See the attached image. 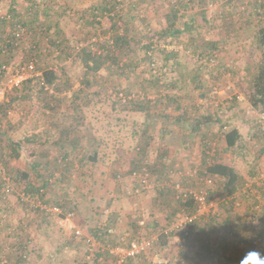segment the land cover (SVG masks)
<instances>
[{
	"label": "rangeland",
	"instance_id": "obj_1",
	"mask_svg": "<svg viewBox=\"0 0 264 264\" xmlns=\"http://www.w3.org/2000/svg\"><path fill=\"white\" fill-rule=\"evenodd\" d=\"M15 1L14 9L20 13L16 20L29 16L27 20L30 22L34 15L36 22L23 35L10 57H0L1 65L6 66L0 77V89L4 91L3 97H0V264H112L113 258L101 250L107 241L91 234L95 226L101 224L111 225L113 235L110 238L117 243H129L142 236L157 238L162 230L173 228L165 245L161 246L157 239L154 240L147 254L136 257L133 264H155L158 260L165 261V264H189V258L193 260L190 264H238V257H246L250 250L264 254V229H256L249 219L252 213L259 216V225L264 219V130L258 122L257 110L247 102L251 78L259 61L255 32L261 24L260 20H264V8L254 10L255 0H185L187 6L179 8L174 25L180 32L163 39L158 32L165 27L166 14L175 5V0H36L40 4L36 10L28 9L24 0ZM10 4L11 0H0V15L9 13ZM42 4L50 5V14L46 17ZM93 7L98 10L92 16L90 9ZM201 10L205 11V19L201 17ZM244 16L248 18L243 19ZM50 24L49 28L56 27L57 32L52 30L49 36L42 27ZM10 28L9 22H0V37H5ZM126 28L134 39L144 42L152 39L155 56L152 64L143 59L144 51L136 44L120 48L107 44L108 36L123 34ZM102 31H106L105 34ZM50 38L64 39L69 47L68 55L58 57L59 51L51 45ZM90 40L93 44L87 45ZM207 42H217L218 45L216 60L211 68L206 67L209 65L204 62L205 58L199 57L209 52ZM34 44L38 62L37 75L32 77L40 81V74L45 68L50 66L57 70L63 65L65 70L61 71L62 79L59 81L63 80L59 84L61 90L52 93L51 89L50 96L44 98L36 92L24 99L18 98L4 107L8 111L4 114L3 102L19 93L6 90V80L17 74L23 66L22 57ZM86 47L96 53L117 57V63L107 61V65L96 72L87 88L89 91L99 90L100 96L110 95L113 99L125 91L128 97L141 95L148 99L157 94L162 97L169 92L175 102L163 99L159 110L170 118L165 125V120L152 122L147 133V145L141 144L144 162L151 164L157 158L149 174L150 185L142 192H130L135 184V170L130 160L139 156L137 153L141 148L127 149L130 144L128 138H117L118 142H125L120 149L118 146L114 148L111 138H105L102 144H90L86 137L83 138L78 145L84 146L83 150L88 152L96 148L102 159L98 162L90 160L85 165L75 161L77 163L69 170L70 175L63 169L64 166L54 164L57 171L54 185L49 187L52 189L47 190L48 201H66L69 207L76 205L73 217L66 220L69 226L66 228L59 222L60 215H50L36 207L38 200L30 197L22 199L21 196L24 182L38 183L41 178L38 180L36 175L46 176L55 169L50 162L57 150L53 147L46 149L56 137L55 126L49 121L52 119L51 122H55V114L60 110L68 116L74 114L68 100L82 84L84 63L79 53ZM165 52L174 55L169 54L166 58ZM196 59L204 63L198 64ZM109 64H119L120 67L129 64L134 69L125 71L124 67V73H120ZM199 65L202 67L196 71ZM180 67L195 74V79H198L193 81L192 76L177 79ZM174 80L178 81V89L169 86ZM153 83H157V89ZM117 91L122 93L115 95ZM50 105H57V108L52 110ZM183 111H188L190 118L193 111L196 115L212 116L214 113L221 118L224 126L211 117L209 123L202 125L200 132L188 136L190 118L183 116L180 124L175 119ZM92 116L95 115L87 111L84 122L93 126L89 130L77 129V135L89 137L92 134L95 139L100 138ZM143 119L144 115L139 121ZM234 125L242 133L244 146L227 150L223 133ZM44 129L50 134L47 138L43 137ZM129 129L124 128L125 131ZM26 138L33 141L25 142ZM11 142L20 144L21 155L18 158L8 157V144ZM205 148L213 153L208 158L203 154ZM111 150L114 154L108 157ZM76 156L74 158H78ZM215 156L233 164L242 178L238 189L225 199L217 190V177H213L210 187L202 183L204 177L201 173ZM35 162L39 163L36 168ZM15 178L24 182L18 184ZM6 184L11 188L10 192L4 191ZM176 184H179L178 189ZM180 189L212 190L208 197L212 203L209 212L187 227L188 233L182 246L181 229L174 227L182 215L188 213L178 208ZM227 200L233 204L226 203ZM73 227L81 230L80 237L73 234ZM244 228L246 231H243ZM254 235L261 238L258 244L252 243L256 238ZM87 238L93 240L92 246H88ZM248 238L250 242H247ZM196 250H200L203 256L207 251L212 253L211 259H194L193 252ZM97 251L101 257L94 261V252ZM23 253H27L25 257H22Z\"/></svg>",
	"mask_w": 264,
	"mask_h": 264
},
{
	"label": "trees",
	"instance_id": "obj_2",
	"mask_svg": "<svg viewBox=\"0 0 264 264\" xmlns=\"http://www.w3.org/2000/svg\"><path fill=\"white\" fill-rule=\"evenodd\" d=\"M24 1L27 2L26 7L28 9L36 10V8L40 7V4L36 2V0H24ZM15 3H16L15 0H11V4L8 10L9 13L6 16L0 15V22L6 21L11 24V28L7 32L6 36L0 37V41H1L0 57H10L15 52L18 46V43L23 37V35L26 34L28 31H30L32 29L31 28L32 24L36 22V16L34 15L30 22L29 20H27L29 19V16L26 19L16 20L17 18L20 17V13L19 11L16 10V8L14 9ZM174 3L175 5L173 4V7L170 8L168 14H166L167 22H166L165 27L160 32H158V36L160 38L165 39L167 36H176V34L180 32V30L176 29L174 25H175L176 19L178 18L179 8L186 7L187 2L185 0H175ZM254 8L256 11H258L260 10V8H264V3L257 4L256 7ZM41 9L45 11L44 12L45 17L50 14L49 12L50 5L42 4ZM96 10H98V8L93 7L90 9V11L92 12V16H93V12H95ZM200 14H201V17L205 19V11L201 10ZM94 17H96V15H94ZM110 18L114 20L113 17H110ZM51 25L52 24H50L47 27H42V30H44L45 33L48 32L49 36L52 33V30L53 32H57L56 27L49 28ZM21 29L22 31H20L19 33L18 31ZM17 32L19 34H17ZM105 32L106 31H102L103 34H105ZM128 33H129V29L126 28V31L123 34L121 33V34H114V35L108 36L107 44H110L111 47L114 46L115 48H120L126 45L129 46L130 44H136L140 46L144 51L143 59L148 60L152 64L155 58L154 54L152 53L153 47H154V42L152 41V39H148L146 42H144L140 39H134L133 37H130ZM49 41H51V45H54L55 48L57 47L59 51V53L57 54L58 57H60L61 54H66V56L68 55L67 50L69 49V47L65 42H63L64 39H56V38L51 39L50 38ZM255 42H256L257 48L259 49V61L256 65L255 72L253 73L252 78H251L252 79L251 88L247 95V102L249 106L257 110V113L259 114L264 109V20H261L260 26H258V28L256 29ZM216 43L217 42H207V45L210 46L209 52H207V54L199 56V57L205 58L204 62L209 65V66H206L207 68H211L212 63L215 62L216 60L215 51L218 50V45ZM91 44H93V42L90 40L87 45H91ZM186 47L187 48L189 47L188 44L186 45ZM88 48L89 47L84 48L79 53L80 58L82 59V62L84 63L83 64L84 65V76L82 77V80H81L82 84L78 86L75 93L69 96L70 99L68 100L70 105L73 106L74 114L68 116L67 114H65L63 110H60V111H57L55 114V120H54L55 122H51L52 119L49 121L50 125L55 126V129L53 131L55 132L56 130V137L55 139L52 140L51 144L46 147V149L53 147V149L57 150L55 153V156H53L50 162L52 164V167H54L55 169L48 172V175L46 176L36 175L38 177V180L41 178L38 183H36L37 181L24 182L23 180H21L24 182L23 191L25 195H28L30 198H33L36 201L38 200V202L44 203L47 206L56 205L60 207L62 213H67V211L74 213V208H76L75 207L76 205L72 207L70 205L69 207L67 206L66 201H62V202L56 201L53 203L48 201L47 194L49 190L52 189L49 187H52L54 185L53 178L57 171L54 164L56 166L60 165V167L64 166L63 169L65 171L67 170L69 173V170L72 169L71 166L75 165V163L77 162L79 163V165H82L84 163L86 164L89 163L90 160L93 162H98L102 159V157L98 156V151L96 150V148L88 152L87 150H83L84 146L81 147L78 145L79 142L82 141V139L85 137L88 139L90 144L92 142L93 143L99 142V144H102L104 143L105 138H111V141H112L111 143L114 144V148L118 146L119 149L125 144V142L122 140L118 142L117 138L118 139L128 138V140H130V144L127 145V149H133L135 146L138 147V148H135L136 150H140L141 148V151L137 153L139 156H134L130 160L132 169L135 170L133 172V177L135 178V184L132 187L130 192L135 194L134 190L138 189V192H137L138 194L142 192L143 189H146L145 186L141 185V181L137 179L135 175L147 174V180H148V183H150L149 174L154 169L157 158L155 159L154 163H151V164H147L146 162H144V160L142 159L144 148L141 146V144H144L147 142V139L149 138L147 133L149 132L150 125H152V122L155 123L158 120L159 121L165 120L163 124L165 125L167 118H170L165 114V112L163 113L159 110V107L161 106L163 99L166 98L167 100L175 102V100L172 98L173 94L169 92L165 93L162 97L160 94H157L152 99H148V98H145L144 96L141 97V95H137V96L133 95V96L128 97L126 96L127 94H124L126 93L125 91L123 92L125 96L123 94H120V97L117 96L115 99H113V97H111L110 95L100 96L99 90L97 92L89 91L87 88L89 87L90 80L92 79V77H94L96 72H98L100 68L106 66L107 64L105 63L107 61H111L112 63H117V57L116 55H108L106 53L103 54L101 52L96 53L91 50H88ZM169 54L171 56L174 55L170 52H165L164 57L169 58ZM36 55L38 56L37 50L35 48V44L32 45V47H28V50L26 51L25 56L22 57L23 65L28 64L32 60L34 61V71H35L36 65H37L36 63L38 62ZM196 61H198V64L204 63V62L201 63V59H196ZM1 64H3V62H0V77L5 72V69H6V66L1 65ZM110 65H114L120 73H124V67H125V71L126 69H132V70L134 69L129 64H124L122 67H120L119 64H109L108 66ZM134 65H135V68H137V65L136 64ZM201 67L202 66L199 65L198 68H196L195 70L197 71L199 70V68L201 69ZM64 68L65 66L63 65L57 70L56 68L54 69L50 66L45 68L40 74L41 75L40 81H38L39 78L38 79L33 78L35 75L33 77L32 76L27 77L25 80L22 81L19 87H15V88H12L11 90H8L10 92L15 91L16 93L18 92L19 93L17 94L18 96H14L13 98H11V100L7 99L6 102H3L2 108L7 107L9 103L17 101L18 98L24 99L28 96L33 95L35 92L39 93L44 98V97L50 96L51 89H53L52 93H55V91H60L61 88L59 87L60 86L59 84L63 82L62 80V82L59 83V81L62 79L60 73L61 71L65 70ZM187 76H192L193 81H196L198 79V77L195 79L196 77L195 74L189 73L187 69H184L182 67L178 68L177 79H184ZM66 83L67 82L65 80V84ZM153 84L155 85L154 86L155 88L158 87L156 86L157 83L156 84L153 83ZM36 86H38V89L36 88ZM169 86L171 88L178 89L179 88L178 81L177 80H174L173 82L171 81L169 83ZM119 93H122V92L117 91L115 95H118ZM51 95H52L51 97L54 98L53 96L54 94H51ZM121 95L124 96V99H122ZM96 104H98V107H96ZM55 107L57 108V105L49 106V108L52 110H54ZM229 108H230V105H229ZM4 109L5 111H3V113L7 114L8 112L7 109L6 108ZM87 111H90L92 115H95L92 117L95 119V122H96V127H95L96 131L101 134L100 138L95 139V136L92 134L91 136L89 135V137L86 135L83 136V134L82 135L81 134L77 135L78 133L76 134V131H78L77 129L84 128L85 130H89V127L93 126V124L91 123L84 122ZM98 111H101V112L96 114ZM193 112L194 113H192L191 118L188 115L189 113L188 111L187 112L183 111L182 113L178 114L175 118L178 124H180L181 120H183L182 119L183 116L185 119L190 118V121L188 122L189 123V127H188L189 135L188 136H191L194 133L200 132L202 125L209 123V121H211V117L214 118L213 121H215L219 125H222V127L224 126L222 124L221 118H219V116L215 115L214 113L211 116V115H204V114L196 115V112L195 111ZM143 115H144V119L142 121H139L140 117H142ZM226 122L230 124L229 120H227ZM260 126L264 130V127L261 124ZM126 127H130V129L125 131L124 128ZM42 132H43V137L45 136V138H47V134H49L47 133V129H44ZM1 134L3 133L1 132ZM223 140L226 144L227 150L232 149L234 147H238V146H244L243 145L244 140H243L242 133L239 127L235 125L231 126V128H229L226 132L223 133ZM31 141L33 140L30 138H26L25 140V142H31ZM8 146L10 148V153L8 157L18 158L21 155L20 144L18 142L17 143L11 142L10 144H8ZM206 149L207 148L203 150V154L205 158H208L209 154H213V153L211 152L212 151L211 149H207V150ZM46 154L47 153H44V155ZM105 154L106 153H104V155ZM112 154H114V150H111L108 153V157ZM75 156L78 158H74ZM160 159L163 160L164 158H160ZM38 165L39 163L35 162L34 168H36ZM201 174L204 178L207 175L211 176L212 179L213 177L218 178L219 184L217 185L218 186L217 190L220 191L224 199L225 197L231 196L238 189V186L242 181L241 175L236 170L234 165L221 161L218 156H215L214 161L208 164L205 171ZM204 178H202V180ZM15 179L17 180L18 184L21 183L20 178H15ZM202 183L208 187L212 186L211 184L210 185L205 184L204 181H202ZM212 183H213V180H212ZM205 190L207 192V197H209L210 194H212L211 192L212 190H207V189ZM225 202L228 203V200ZM228 204L232 205L233 203L229 202ZM177 205H178V208H181L187 211L188 213L194 212L195 203L193 199L187 195L183 196L180 192L178 193ZM36 207H38L40 210H44L40 208L39 206H36ZM65 210L66 212H64ZM171 214H174V212H172ZM252 216H253V213L249 217L250 221H251ZM201 218L203 217L201 216ZM110 226H111L110 224L109 226H107L106 224L95 226L91 234L95 238L103 239L107 241L105 243H109L108 238L112 237L113 235V232ZM108 229H111V231L108 232ZM184 232L185 231L181 230V234H183V236L186 237L188 233V229L186 231L187 232L186 235ZM168 233L159 234L157 237V243L160 244L161 246L165 245ZM110 242L111 243L109 244H118L117 242H113L111 238H110ZM119 242H120L119 244H126V245L129 244V243H124L122 241H119ZM26 254L27 253H23L22 257H25ZM98 257H101V254L98 251L94 252L93 260L95 261L96 258ZM135 258H129L126 264H133V260Z\"/></svg>",
	"mask_w": 264,
	"mask_h": 264
},
{
	"label": "built area",
	"instance_id": "obj_3",
	"mask_svg": "<svg viewBox=\"0 0 264 264\" xmlns=\"http://www.w3.org/2000/svg\"><path fill=\"white\" fill-rule=\"evenodd\" d=\"M21 30L18 32L20 33ZM17 32V34H19ZM4 68V67H3ZM32 75H37L36 72L34 71V61H30L28 64L23 65L17 72V74L12 75L7 78L6 80V90H11L12 88L19 87L22 83L23 80H25L27 77H30ZM4 91L0 89V97H2ZM258 121L260 124L264 127V109L258 114ZM210 153V152H209ZM137 179L141 181V185L145 186L146 188L149 187V183L147 180V174L144 175H135ZM212 177L211 176H205L203 179L204 183L207 185L212 184ZM176 189L179 188V184L175 185ZM5 192H10L11 188L6 184L4 188ZM135 193L138 192V189L134 190ZM179 192L183 196H190L194 203H195V208L193 213H184L182 215V218L178 220L176 224H174L175 228H179L183 231H187V227L193 223L197 218L205 215L206 213L209 212L210 207L212 206V203L208 200L207 197V192L204 189H199V190H183L180 189ZM23 196H21L22 199H28L29 196L25 195L22 193ZM37 206L40 208L44 209L47 213L49 214H55V215H60V220L59 222L63 225H65L66 228L69 226L66 224V220H69L71 217H73V212H67V213H62L60 207L53 205V206H47L45 204H41L40 202H37ZM251 222L255 224V228L259 229V216L258 215H253L251 218ZM142 224V222H140ZM171 230H162L160 234H167L168 232L172 231ZM111 229H108V232H110ZM73 234L76 235L77 237H80L82 235V232L79 228L73 227L72 230ZM256 236V235H254ZM156 237L153 238H146V237H140L137 240H133L129 242L128 245L126 244H109V243H104L101 247L102 251H105L109 256L113 258L112 264H126L127 260L129 258H135L140 255H145L147 254L148 250L151 247V244L153 243L154 240H156ZM185 241V236H183L180 240V245L182 246ZM259 238L256 236L252 240L253 244H258ZM88 246L93 245V240L90 238H87ZM165 261L158 260L155 262V264H165Z\"/></svg>",
	"mask_w": 264,
	"mask_h": 264
},
{
	"label": "crops",
	"instance_id": "obj_4",
	"mask_svg": "<svg viewBox=\"0 0 264 264\" xmlns=\"http://www.w3.org/2000/svg\"><path fill=\"white\" fill-rule=\"evenodd\" d=\"M251 2H253V0H251ZM260 3H264V0H255L254 2H253V4L254 5H257V4H260ZM254 10H255V8H254ZM259 19H262L261 18V16L259 15ZM245 18H248L247 16H244L243 17V19H245ZM256 20V19H255ZM260 22H261V20H260ZM246 23V22H245ZM260 26V25H259ZM258 28V27H257ZM246 210H247V208H246ZM246 210H244V213H246ZM252 210V208L251 209H249L248 210V212L250 213V211ZM244 213H243V215H244ZM255 213V212H254ZM262 213H263V208H262ZM247 219V218H246ZM262 224L261 225H259V229L261 228L262 229V231H263V229H264V219L262 220ZM245 223H246V221H245ZM243 225V224H242ZM242 225L240 226L239 225V227L240 228H242ZM246 226V225H245ZM240 230V229H239ZM243 231H246V229L244 228V230ZM248 237H249V234L247 235ZM245 238H247V237H245ZM253 239V238H252ZM260 237H259V241H260ZM258 241V242H259ZM166 242H167V240H166ZM169 242V241H168ZM247 242H250V240H249V238H248V241ZM166 244V243H165ZM263 245L264 244H262V247H263ZM205 249H206V246H205ZM255 249H257V247H255ZM211 255H212V253H210V252H206V254L203 256L202 255V253L200 252V250H196L195 252H193V258L194 259H202V260H205V261H209L211 258ZM243 257V258H242ZM193 260H192V258H189V264L192 262ZM236 263H238V264H248V262H247V259H246V257L245 256H241V257H238V260H237V262Z\"/></svg>",
	"mask_w": 264,
	"mask_h": 264
},
{
	"label": "clouds",
	"instance_id": "obj_5",
	"mask_svg": "<svg viewBox=\"0 0 264 264\" xmlns=\"http://www.w3.org/2000/svg\"><path fill=\"white\" fill-rule=\"evenodd\" d=\"M245 255L248 264H264V254L260 251L250 250Z\"/></svg>",
	"mask_w": 264,
	"mask_h": 264
}]
</instances>
